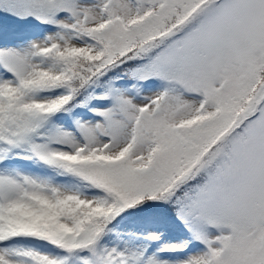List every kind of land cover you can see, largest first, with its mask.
<instances>
[{
    "label": "snow or ice",
    "instance_id": "snow-or-ice-1",
    "mask_svg": "<svg viewBox=\"0 0 264 264\" xmlns=\"http://www.w3.org/2000/svg\"><path fill=\"white\" fill-rule=\"evenodd\" d=\"M0 264H264V0H0Z\"/></svg>",
    "mask_w": 264,
    "mask_h": 264
}]
</instances>
